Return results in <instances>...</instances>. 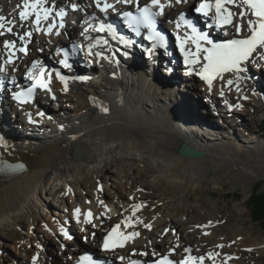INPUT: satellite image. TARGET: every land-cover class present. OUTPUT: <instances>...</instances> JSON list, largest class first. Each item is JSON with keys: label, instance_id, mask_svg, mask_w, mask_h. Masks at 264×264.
<instances>
[{"label": "bare ground", "instance_id": "6f19581e", "mask_svg": "<svg viewBox=\"0 0 264 264\" xmlns=\"http://www.w3.org/2000/svg\"><path fill=\"white\" fill-rule=\"evenodd\" d=\"M144 1L132 0L118 6L129 10ZM163 1L165 18L172 21L189 11L194 2ZM18 4L22 7V0H0V14L15 21L12 33L5 31L0 35V58L4 41L30 43V54L17 61L9 75L25 67L32 70L34 60H39L40 68L49 56H56L65 37L87 42L92 39L87 30L89 18L93 21L106 17L93 0H46L44 7L50 10V15L41 21L40 31H37L34 17L24 22L19 20ZM73 5L80 9L73 14L76 26L72 27L69 21L65 28L60 27L56 13L64 11L66 15ZM226 7L234 13L241 10L234 5ZM85 13L87 16H83ZM248 19H255L250 11L244 20L234 15L233 25H246ZM50 25L53 26L51 33L47 31ZM28 32L32 33L31 37L25 35ZM226 32L225 36L230 37L250 34L246 27L237 33L232 25H227ZM171 38L177 39L175 30H171ZM115 45L122 51L120 54L113 47L105 52H112L116 61L113 58L97 60L99 64L91 71L99 74L98 80L73 81L67 84L66 92L65 86L59 85L56 79L51 92L44 93V100L51 108L49 115L54 118L47 127L43 126V120L34 119L42 109L40 105L31 108L16 105L10 98L5 100L16 119L13 125V115L9 120L6 113L0 118V135L9 138L7 144L0 145V156L11 162H25L28 171L14 177L0 175V241L13 240L17 234L15 229L25 223L29 236L25 237L24 245L30 243L27 240L31 237L33 249L22 259H15L17 264H33V257H37L36 264H72L85 245L99 249L103 236L119 224V232L130 238L118 252L107 255L108 259L118 258L117 264L131 260L147 262L162 255L177 260L190 255L195 264H244L242 256L246 249L264 254L263 236L251 235L238 223L227 227L217 221L216 214L215 218L210 215L196 218L189 213L191 205H170L171 199L164 196L171 190L175 197H180L187 189L194 190L204 182L214 186L227 182L231 189L243 187L246 194L255 180L264 178V138L255 136L243 115L250 104L264 112V87L262 91L253 88L255 83L264 81V60L254 54L246 63L244 75L233 73L225 75L224 79L217 78L209 90L197 74L200 68L193 76H189L187 69L178 74L177 65L164 55L144 56L119 43ZM145 57L151 61H145ZM77 59L75 56L72 60V70L90 76ZM115 65L119 72L115 75L117 78L113 75ZM187 77L191 79L188 84L185 83ZM229 79L234 82L231 86L227 85ZM198 86L204 88L201 92L206 98L204 106L197 95L190 92L191 87L197 90ZM52 94L55 99H51ZM90 95L98 96L103 101L102 106L91 107ZM205 104H210V108H205ZM236 105L241 107L236 108ZM56 107L58 113L52 111ZM228 115L239 120L244 140H239L231 123L220 121ZM233 122L236 126V121ZM226 125H229V134L219 129ZM182 143L202 152V157L191 159L178 155ZM151 173L155 175V182L147 186H156L159 196L142 190L145 178ZM94 181L97 185L93 192L89 190L92 184L86 185ZM78 187L82 189L79 192ZM107 195L114 200H106ZM51 203L56 210L52 211ZM137 205L139 208L133 215ZM77 208L80 209L79 222L74 215ZM180 208L187 213L171 215ZM89 211L92 213L90 223L85 219ZM126 220L134 222V226L126 227L123 223ZM59 225L68 228L72 239H65L58 232ZM132 233L139 235L131 236ZM36 240L49 242L52 248L54 245L59 258L46 259L43 244Z\"/></svg>", "mask_w": 264, "mask_h": 264}, {"label": "snow or ice", "instance_id": "6c2138e0", "mask_svg": "<svg viewBox=\"0 0 264 264\" xmlns=\"http://www.w3.org/2000/svg\"><path fill=\"white\" fill-rule=\"evenodd\" d=\"M118 3L128 4L132 0H117ZM184 2V0H175V3L179 4ZM46 0H22V7L20 4L17 5V8H20L18 12L19 20L21 22L28 21L31 17H34V23L36 24V30L40 31L39 25L42 20H47L50 15V10L44 7ZM226 5H234L235 7L241 9L239 13H234L229 10ZM96 6L101 12H107L110 8L114 9V5L108 4L105 2L102 4L101 0H96ZM168 6H171L170 4ZM73 10H76V5H73ZM165 5L161 3V0H151V4L143 8H138V15H133L132 12H124L123 16L127 19L130 26H133L134 29L138 26H144L148 28L149 39L152 40L153 50L157 46H163V37L156 32V16L164 14ZM153 8L159 9V12L152 11ZM196 11L208 17L209 13H212V22L216 27L220 28L225 25H232L235 28L237 33H240L246 27V30L249 35L244 38L231 39L224 43H215L211 40L207 33L200 32L196 26L185 18L183 14L179 17V20L176 22L177 29L183 25L186 29H190V32L186 31L183 38L177 35L178 46L180 48L181 54L184 56L185 64L188 66L189 74H192L194 66L200 63L201 53H204L203 60L206 61L197 74L200 76V79L205 81L208 85L209 90H211L213 81L217 78L224 79V73H243L246 71V68L243 67L244 64L249 62L254 54H257L260 60H264V0H202L199 6L196 8ZM249 11L255 19H248L246 25H233V16L239 15L241 20H244L248 16ZM43 12V15H41ZM61 19L65 16L64 11H59L56 13ZM63 24H60V27H63ZM211 26V25H210ZM13 27H15V21L8 19L4 15L0 14V35H4L5 31L12 33ZM52 25L47 29L49 33L52 31ZM97 31H104L105 26L100 25ZM108 31L114 34V31L111 29V26L108 27ZM27 37H31L32 33L28 32L25 34ZM24 36H21L20 39L24 40ZM191 43L195 46V52H192L191 49L186 48L188 43ZM99 43V42H97ZM15 42L11 40L4 41V47L6 49L14 47ZM209 45L210 47H205ZM97 45L89 46V55H92V48ZM19 51L24 52L25 49L21 47ZM14 53H9V59L6 63H12L11 56ZM97 56L100 53H96ZM65 67H71L67 63V57L64 61L61 62ZM33 70L36 71V74L33 75ZM4 71L3 67H0V72ZM57 78L64 83L65 91H67V80L68 78L61 75L59 72L56 73ZM29 77L33 80V85L31 88L26 91H21L13 95V99L17 100L19 103H30L35 94L36 89H40L46 92H51L49 88V81L51 78V73H46L43 68H38V62L34 63L32 70L29 71ZM237 79H240L237 76ZM233 80H227V85H233ZM239 86L237 85V88ZM223 95V91L221 92ZM55 99V96L52 97ZM231 107V106H230ZM236 108H240V105H236ZM104 111H107L104 109ZM43 115V113H40ZM31 123V119L29 120ZM0 143H3L2 138H0ZM21 166H16L9 169L10 171H16ZM139 208V205L133 211ZM74 215L77 217V222H79L80 209L77 208L74 211ZM92 213L89 211L86 214V222H91ZM130 220V218H128ZM126 227H130L131 224L128 220L123 221ZM120 225H116L111 229L108 236L105 237L103 243L104 251H111L116 247H123L124 243L130 238L129 235H124L118 230ZM61 233L64 235L65 239H72L67 231L61 228ZM139 235V233H132L131 236ZM37 257H33V264H36ZM80 264H98L91 256H83L80 258ZM157 264H172L166 257L157 262ZM183 264H189L188 261L183 262Z\"/></svg>", "mask_w": 264, "mask_h": 264}, {"label": "rangeland", "instance_id": "374dc122", "mask_svg": "<svg viewBox=\"0 0 264 264\" xmlns=\"http://www.w3.org/2000/svg\"><path fill=\"white\" fill-rule=\"evenodd\" d=\"M261 85H262V87H264V81L261 82ZM253 88L256 89L255 85L253 86ZM191 93H193V91ZM197 98L199 99V102L201 101L200 104H202V102L204 101L202 99L203 97H197ZM202 105L204 106V102ZM206 107L210 108L209 106H207L205 104V108ZM128 109H129V113L132 114V109L130 108L129 105H128ZM244 110L245 111L243 112V115H246L244 117V120L245 121L247 120L246 124H249V129H251L253 131V133H257L259 137L264 138L263 134H261V132H260V131L264 130V112L259 110L258 108H256L253 104H250V106L246 107ZM203 112H204V110H203ZM228 116L229 117L223 118L220 121H224V123L225 122L231 123V125H233L235 127V134L237 136H239V140H244V138L242 137L243 136L242 131H244V130L241 127V125L239 124V120H237V118H235L232 115H228ZM8 117H10V115L6 116L7 120H9ZM230 117H232V118L229 119ZM13 118L14 117H12L11 121H12L13 125H15V120ZM218 121L219 120H217V122ZM233 121H236V123H237L236 126H235V123ZM227 127H228V129H226ZM227 127L225 128L224 126H220L219 129L220 130L222 129L223 130L222 132L224 134H229L230 133L229 125ZM4 140H3V144L5 145L8 143L9 138H6ZM192 149H194V148H192ZM202 155H203V153H202ZM111 169H115V167L111 166ZM263 169H264V167H263ZM145 182H146V183H144L145 187H142V190L144 193L151 194L153 196H159L160 195V193L156 192V190H155L156 186H154L155 188L154 187L149 188L147 186V184H150L153 186V183L155 182V175H153L152 173L149 174L148 177L145 178ZM93 183H88L86 186H88L89 184H92V186L91 185L89 186L91 188H89V187L88 188H89V190L94 192L96 190L97 182H95V184H93ZM85 188H87V187H85ZM83 189H84V187H83ZM76 190L79 192L82 189L80 187H78V188H76ZM253 193L264 194V178H258L257 180H255L252 188L249 189L246 194H245L243 187H241V186L236 187L234 189H231L230 184H228L227 182H223L219 186H214L209 182H204V183H201L198 186H196L194 190L187 189L183 193V195L180 197H175L174 191H171V190L168 192H165L164 196L168 200L171 199V201L169 203L170 205L179 204L183 207L188 205V204L191 205V209H190L189 213H191V215L196 216V218L201 217V216H205V215L206 216L210 215V217L215 218V214H216V215H218L217 221H222L224 225H227V227L228 226H232V227L234 226L235 227L238 223L240 226L245 227L251 235H255V236L259 235V236L264 237V231L260 228L259 225H257L256 223H253L251 221V218H250V209H249L248 203H249L250 197ZM120 195H121V193H120ZM47 196H48V194H47ZM48 197H51V196H48ZM105 199L106 200H108V199L114 200V198H112V197L110 198V197H108V195H107V198H105ZM150 199L152 200V197ZM53 204H55V202H53ZM52 208L56 210V208H54V206L52 207V205H51V209ZM195 208L198 211H194ZM240 211L242 212L241 215H239ZM40 212H41V215H43L44 211L41 210ZM45 212L47 213L46 210H45ZM183 213L186 214L187 212H185L184 209L180 208V209H177V210L171 212V215L175 216V215H179V214H183ZM22 225L23 226H20V229H18V230L15 229L17 234L13 240H11V241L5 240L3 242L0 241V262H1V264H8V261H9V264H17L15 259H17V260L22 259V257H24L26 255L27 251H30L33 249V246L31 244V242L33 243V241H32L31 237L28 238L30 241L27 240V242H30V243L26 244V247L24 245V243L26 242V238L29 235H28V232L26 229V224L23 223ZM36 228L39 229L40 225H37ZM22 232L24 234H22ZM58 232H60V231H58ZM24 238H25V241H22V240H24ZM80 240H82V239H80V236H79V241ZM36 241L39 244L41 242L38 240H36ZM41 243L45 247H43L41 245H38V246L39 247L41 246V248L43 249V253H44V256L46 259L51 260L52 258H56V257L59 258V256H58L59 254H58L57 250L54 248V245H52L53 246V248H52V247H50L49 242L47 244H45V242H41ZM49 251L53 252V253H50ZM242 257H243L244 264H264V254H258L256 251H253V250L246 249L243 252Z\"/></svg>", "mask_w": 264, "mask_h": 264}, {"label": "trees", "instance_id": "16d2710c", "mask_svg": "<svg viewBox=\"0 0 264 264\" xmlns=\"http://www.w3.org/2000/svg\"><path fill=\"white\" fill-rule=\"evenodd\" d=\"M264 133V130L262 131ZM250 218L264 231V194L253 193L248 203Z\"/></svg>", "mask_w": 264, "mask_h": 264}, {"label": "water", "instance_id": "95a60500", "mask_svg": "<svg viewBox=\"0 0 264 264\" xmlns=\"http://www.w3.org/2000/svg\"><path fill=\"white\" fill-rule=\"evenodd\" d=\"M178 155L184 158L196 159L202 157V153L182 143L178 148Z\"/></svg>", "mask_w": 264, "mask_h": 264}]
</instances>
